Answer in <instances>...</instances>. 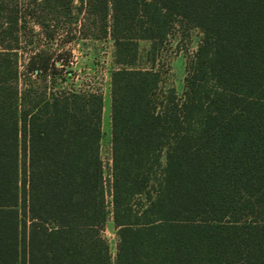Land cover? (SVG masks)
<instances>
[{"label": "trees", "instance_id": "obj_1", "mask_svg": "<svg viewBox=\"0 0 264 264\" xmlns=\"http://www.w3.org/2000/svg\"><path fill=\"white\" fill-rule=\"evenodd\" d=\"M59 24L113 42L108 177L101 89L21 70ZM177 29L203 35L181 96L154 68ZM0 264H264V0H0Z\"/></svg>", "mask_w": 264, "mask_h": 264}, {"label": "rangeland", "instance_id": "obj_2", "mask_svg": "<svg viewBox=\"0 0 264 264\" xmlns=\"http://www.w3.org/2000/svg\"><path fill=\"white\" fill-rule=\"evenodd\" d=\"M69 29L70 27L59 24V35L54 40H49L42 35L40 28L35 26L30 39L33 43L29 46L23 44L21 51H19L22 64L21 70L26 75L28 85L31 83L38 93L58 92L83 84H91L92 87L101 89L104 96L101 156L106 164L108 177L112 158L110 73L113 69V42L109 39L67 42V31ZM202 36L199 29L186 32L181 29L175 30L163 45L154 63L155 70H159L163 74L164 87L174 88L179 96L184 91L187 63L197 51ZM138 45V66L143 69H150L152 64L147 60V53L151 48V43L140 41ZM39 52H44L51 58V63L54 61L56 67L54 68L51 64L48 71L40 74L27 73L25 64L34 54ZM22 88L25 89L27 86L23 84ZM104 235L114 254L117 237L111 219L106 225Z\"/></svg>", "mask_w": 264, "mask_h": 264}]
</instances>
